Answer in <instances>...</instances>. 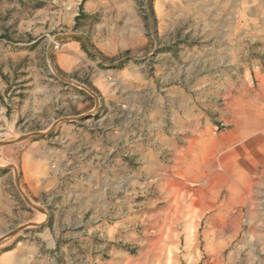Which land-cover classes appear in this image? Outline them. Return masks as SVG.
<instances>
[{"label":"crops","instance_id":"crops-1","mask_svg":"<svg viewBox=\"0 0 264 264\" xmlns=\"http://www.w3.org/2000/svg\"><path fill=\"white\" fill-rule=\"evenodd\" d=\"M36 1L43 6L0 0V130L16 124L4 103L13 82L37 101L43 93L49 105L61 99L65 118L91 113V102L96 106L75 85L60 94L49 72L46 84L40 82L37 63L46 38L79 33L101 57L134 58L105 66L74 38L53 51L59 72L96 92L100 110L87 121L59 124L46 142L13 147L22 190L47 209L49 220L6 239L0 264H166L162 229L135 232L130 194L139 188L157 193L143 201L157 207L148 221H162V189L173 192L176 205L177 197L197 188L237 191L235 205L244 207L246 220L264 221V73L243 69L257 86L245 80L225 88L216 81L231 78L233 69L241 73L248 45L264 53V0H152L153 17L146 11L155 28L151 38L138 0H73L68 30L56 22L54 1ZM162 155L171 161L163 163ZM254 233L264 238V231L247 236ZM132 243L142 256L132 255ZM263 254L264 246L242 245L230 264H264Z\"/></svg>","mask_w":264,"mask_h":264},{"label":"rangeland","instance_id":"rangeland-1","mask_svg":"<svg viewBox=\"0 0 264 264\" xmlns=\"http://www.w3.org/2000/svg\"><path fill=\"white\" fill-rule=\"evenodd\" d=\"M9 1L12 2L13 0ZM51 1H54L52 6L53 10L55 9L56 12V22H61V25L63 22V25L65 26L64 28L68 30V23H71L73 18L71 13L74 7L73 0ZM21 5L24 8L30 6L38 7L43 6V3L36 0H25V2L21 3ZM137 5L144 13L146 29L148 36L151 38V34L155 36V31H152L151 26H153L154 30L155 28L154 24L150 23L151 21L146 14V11L150 8V2L148 3V0H138ZM12 14H14V12ZM0 23L4 26L2 18H0ZM56 28H58V25ZM54 33L57 34L58 31L56 30ZM56 36L58 35H52L50 38L45 39L39 56V61L37 63V68L42 69V72L40 73L42 77L39 79L40 82L46 84V78L48 77L47 73H51L52 76L49 77H53L55 79L60 87V94H62L65 91L69 92V89L72 86L71 84L62 82L52 72L50 62L47 58L48 46ZM59 44H57L51 51L52 62L54 65L56 56L55 54L53 55V51ZM163 50L164 48H162V52ZM86 53L90 59L97 61V59L90 52L87 51ZM127 57H132V55L126 53L120 57L110 59L109 61H103L108 64H114ZM246 57V61L243 62L244 67L240 68L241 73L233 69L234 71H231L229 74L231 75V78L224 77L222 79H216V81L223 82V85L227 88L229 84L239 86L245 82L246 79L242 76L244 74L243 69H246L247 72L260 70L264 73V53L262 54L258 52V48L248 45ZM126 62L128 61H125L124 63ZM22 68L25 75L28 65L24 62L22 63ZM58 73L64 77L62 73ZM246 82L248 85L251 84L257 86V81H254L252 84V78L250 76ZM10 89L11 90L8 95L5 96L6 100H4V103L8 109L7 116L9 122L16 121V124L8 125L6 129L0 130V142H12L20 139L24 135L34 132L46 133L50 130L54 121L65 118L63 116L67 115L66 111L68 112V110H65L64 103L61 99L56 98L54 105H49L47 103L45 93L40 95V99L37 101L32 94L25 91L27 89L26 87L19 88L13 82ZM220 98L221 100H218L219 98L216 96V105H221V101H223V99L222 97ZM21 107L24 110L18 117L16 111H20ZM95 107V103L91 102L89 104V109L93 108L91 112H94ZM26 109L29 110L27 114L25 111ZM35 110L38 112H35ZM217 111L218 110H216L215 113H217ZM88 114L90 113H87L84 116H87ZM21 115L24 116L22 117ZM87 120H89V118L85 119V121ZM220 124L219 130L225 129ZM51 137L52 136L50 135L48 137H33L23 142L0 146V166H15L18 170L17 162L19 155L18 153H15V148L13 147H15V145H19L20 143L30 144L32 142H46ZM169 161L171 160L168 159V156L162 155L163 163L168 164ZM224 176L225 175L218 166V160H216V177L218 179H222ZM19 178L21 183L20 173ZM188 187L194 189L197 188L196 186L194 187L190 185ZM197 189L199 190L193 192L187 191L183 194V197H177L176 201L178 203L176 205L173 204V201L175 200L173 192L170 191V189H162V213H164V216L162 221L159 222L157 220L148 221V214H150L149 211H152L157 207H149L144 205L143 202L144 199L148 197L157 196V193L154 191L142 190L141 188L131 191L130 197L134 205L132 208L130 207V215L132 214L130 217L134 220L133 224L135 225V232L142 235L146 226L149 230L162 229V232L164 233L163 235L166 237L165 244L167 253L162 255L164 256L166 264H230L232 259H234L232 257V253L242 247V245H252L255 247L264 246V238H256L255 233L253 236H247L249 231H256L260 233L261 231H264V221L259 222L246 220L244 207L235 205L239 202L237 191L218 188H215L214 190ZM250 196L252 200L258 198L252 193H250ZM164 199L168 200L164 201ZM34 205L47 211L45 207L38 206L36 204ZM120 208L121 207H119V212ZM257 212L262 211L257 209ZM173 215H177V218L181 217V220L174 221L172 219V217H174ZM4 218H6V221H4ZM46 221L45 214L36 211L24 200L16 186L15 171L13 169H0V237L23 226L26 228L20 233H33L37 231L38 227L30 224H43ZM175 233L178 235L176 240L172 237ZM229 233H236V236L229 238L226 236ZM139 247L140 246H138L137 243L130 244V250L133 256H142V254H140ZM241 257L244 258L245 255L242 254ZM246 257H248V255H246ZM248 258L253 261L255 257L251 255ZM262 259L264 261V254L262 255Z\"/></svg>","mask_w":264,"mask_h":264},{"label":"water","instance_id":"water-1","mask_svg":"<svg viewBox=\"0 0 264 264\" xmlns=\"http://www.w3.org/2000/svg\"><path fill=\"white\" fill-rule=\"evenodd\" d=\"M150 2V0H148V3ZM152 31L154 32V29H153V26H152ZM78 39V40H81L87 50L99 61V63H101L102 65H105V66H109V67H114V66H117V65H120L122 63H124L125 61H129L131 59H133L134 57H127V58H124V59H121L120 61L114 63V64H108L106 62L103 61L102 57L100 56L99 53L96 52V50H94L90 44V41L88 40V38L82 34H79V33H69V34H64V35H58L56 37H54V39L50 42L49 46H48V51H47V58L50 62V66H51V69H52V72L64 83H67V84H71V85H75L83 90H85L86 92H88L96 101V107H95V110L94 112H91L90 114H88L87 116H81V117H73V118H62L60 120H58L56 123H54L50 130L46 133H43V132H34V133H31V134H27V135H24L23 137H21L20 139L18 140H15V141H12V142H0V146H5V145H8V144H13V143H18V142H23L25 140H28L30 138H33V137H48L49 135H51L53 133V131L55 130V128L61 124V123H65V122H74V121H82V120H85L87 118H90L91 116H93L95 113L98 112L99 108H100V97L94 93L92 90H90L87 86L81 84V83H78L74 80H69V79H66L64 78L63 76H61L55 65L53 64L52 62V57H51V51L52 49L57 45L59 44L60 42L66 40V39ZM0 169L1 170H7V169H13L16 173V186L18 188V190L20 191L21 195L23 196L24 200L26 201V203L32 207L33 209H35L36 211L40 212V213H43L46 215V222H48L49 220V213L42 209V208H39L37 206H35L33 204V202L27 197V195L23 192L22 188H21V183H20V178H19V172L17 170V168L15 166H9V167H1L0 166ZM45 223L43 224H30L32 226H35V227H42L44 226ZM26 227L23 226V227H19L18 229L14 230V231H11L3 236L0 237V245L6 240V239H9L11 237H14L16 236L17 234H19L20 232H22Z\"/></svg>","mask_w":264,"mask_h":264},{"label":"trees","instance_id":"trees-1","mask_svg":"<svg viewBox=\"0 0 264 264\" xmlns=\"http://www.w3.org/2000/svg\"><path fill=\"white\" fill-rule=\"evenodd\" d=\"M38 7H41V6H38ZM149 7H150V10H151V14H152V17H153V12H152V0H150V5H149ZM79 41H81V40H79ZM83 48L86 50V52L88 51L87 50V48H86V46L83 44ZM92 48H93V46H92ZM89 52V51H88ZM102 59L104 60V61H109L110 59H107V58H105V57H103L102 56ZM118 66H120V65H118ZM57 69V71L59 72V70H58V68H56Z\"/></svg>","mask_w":264,"mask_h":264}]
</instances>
